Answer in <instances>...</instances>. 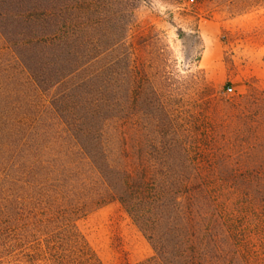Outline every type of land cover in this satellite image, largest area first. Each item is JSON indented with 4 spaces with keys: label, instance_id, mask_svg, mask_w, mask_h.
<instances>
[{
    "label": "rangeland",
    "instance_id": "rangeland-1",
    "mask_svg": "<svg viewBox=\"0 0 264 264\" xmlns=\"http://www.w3.org/2000/svg\"><path fill=\"white\" fill-rule=\"evenodd\" d=\"M188 180L219 264H264V0H0V264H85L71 220L148 263Z\"/></svg>",
    "mask_w": 264,
    "mask_h": 264
},
{
    "label": "trees",
    "instance_id": "trees-1",
    "mask_svg": "<svg viewBox=\"0 0 264 264\" xmlns=\"http://www.w3.org/2000/svg\"><path fill=\"white\" fill-rule=\"evenodd\" d=\"M157 180L158 179L154 178L153 176L146 178L144 177L136 187H138L140 190H144L143 188H148L150 186L154 188V186H159ZM203 180L205 184L206 179L204 178ZM192 184L193 180H188L187 184L185 185L187 190L184 192L188 198L185 213L188 219L186 223L189 228V234L181 236V238L176 241L171 235V230L167 228V230L163 233V235L165 234V238L162 234L157 235L156 231L158 230H155V226L158 224V222L148 220L145 226L148 230L147 232L150 239L153 240L154 246L158 251V256H155L148 263L141 264H152L153 262V264H219L223 260L218 240L216 237H212L211 235L212 231L209 227V222H205V216H202L201 219L202 214L196 210V208H194L196 200L194 195L197 193V191H200L199 193L202 194V191L199 190L202 187L197 186L191 189L189 186H192ZM196 184L200 185L203 184V182L201 183L200 180H198ZM206 197L207 196H205V198ZM178 199L179 196H177L176 200ZM80 210L82 212V207L75 206L71 208V213L76 214V212L79 213L78 211ZM65 228H67L68 235L75 242L73 247L86 256L85 264H102L101 260L96 256V254L91 251L85 237L72 223V220L66 224ZM211 257L212 260L210 261ZM215 260L217 261L216 263Z\"/></svg>",
    "mask_w": 264,
    "mask_h": 264
},
{
    "label": "built area",
    "instance_id": "built-area-1",
    "mask_svg": "<svg viewBox=\"0 0 264 264\" xmlns=\"http://www.w3.org/2000/svg\"><path fill=\"white\" fill-rule=\"evenodd\" d=\"M232 89H233L232 87H228V91H232Z\"/></svg>",
    "mask_w": 264,
    "mask_h": 264
}]
</instances>
